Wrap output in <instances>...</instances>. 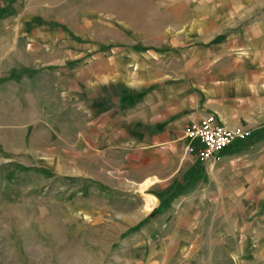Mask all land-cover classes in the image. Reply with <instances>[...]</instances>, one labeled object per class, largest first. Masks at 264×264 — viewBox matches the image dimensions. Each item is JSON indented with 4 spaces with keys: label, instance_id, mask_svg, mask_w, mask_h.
Masks as SVG:
<instances>
[{
    "label": "rangeland",
    "instance_id": "374dc122",
    "mask_svg": "<svg viewBox=\"0 0 264 264\" xmlns=\"http://www.w3.org/2000/svg\"><path fill=\"white\" fill-rule=\"evenodd\" d=\"M166 29L236 36L264 62V0H0V264H264L263 162L236 208H147L61 97L79 47L148 50ZM244 141L262 157L264 130Z\"/></svg>",
    "mask_w": 264,
    "mask_h": 264
},
{
    "label": "crops",
    "instance_id": "0c3cea01",
    "mask_svg": "<svg viewBox=\"0 0 264 264\" xmlns=\"http://www.w3.org/2000/svg\"><path fill=\"white\" fill-rule=\"evenodd\" d=\"M183 31L160 30L148 50L79 47L86 64L61 72V97L86 116L92 148L123 158L125 181L151 208L168 196L194 208H236L264 166V154L254 156L259 146L237 141L219 161L198 163L184 154V129L212 114L230 129L264 130V62L236 36L211 43L193 38L201 29Z\"/></svg>",
    "mask_w": 264,
    "mask_h": 264
},
{
    "label": "built area",
    "instance_id": "2783aa9c",
    "mask_svg": "<svg viewBox=\"0 0 264 264\" xmlns=\"http://www.w3.org/2000/svg\"><path fill=\"white\" fill-rule=\"evenodd\" d=\"M250 136V131L230 130L216 116L205 115L199 122L185 127L184 154L193 157L198 163L216 162L232 144Z\"/></svg>",
    "mask_w": 264,
    "mask_h": 264
},
{
    "label": "bare ground",
    "instance_id": "6f19581e",
    "mask_svg": "<svg viewBox=\"0 0 264 264\" xmlns=\"http://www.w3.org/2000/svg\"><path fill=\"white\" fill-rule=\"evenodd\" d=\"M146 206H147V208H151V206H153V201L151 199H148L146 201Z\"/></svg>",
    "mask_w": 264,
    "mask_h": 264
}]
</instances>
